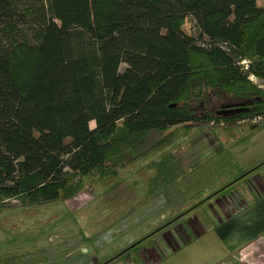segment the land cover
<instances>
[{"label": "trees", "instance_id": "16d2710c", "mask_svg": "<svg viewBox=\"0 0 264 264\" xmlns=\"http://www.w3.org/2000/svg\"><path fill=\"white\" fill-rule=\"evenodd\" d=\"M250 75L264 81V0H0V209L113 180L179 128L250 125L264 109ZM208 91L246 102L196 114ZM157 157L142 201L186 173Z\"/></svg>", "mask_w": 264, "mask_h": 264}, {"label": "rangeland", "instance_id": "374dc122", "mask_svg": "<svg viewBox=\"0 0 264 264\" xmlns=\"http://www.w3.org/2000/svg\"><path fill=\"white\" fill-rule=\"evenodd\" d=\"M182 30L191 35L197 33V26L190 15L185 17ZM251 82L257 83L258 80L252 78ZM245 102L244 99L214 95L208 91L204 100L196 102L194 107L196 114L208 113L219 117L234 112ZM88 125L93 127V122L90 121ZM263 125L264 119L250 121V125L225 128H179L174 131L168 146L137 159L129 168L119 169L113 180L85 177L79 193L67 200L34 207L1 208L0 264H106L122 254L131 255L133 249L130 247L140 239L136 233H141L144 225V220L137 217L142 213L144 203L153 198H165L161 195L162 191L142 201L146 180L154 173V168L148 166L153 159L156 160L161 152H169L171 159L186 166L194 163L190 159L196 157L199 160L201 152L207 153L213 149L211 135L223 134L225 130L253 135L264 132ZM223 148L222 145L214 147ZM195 154V157H190ZM115 183V187L110 188ZM155 205L162 210L167 209L166 200ZM176 208L181 207L177 204ZM132 212L134 217L121 219L119 216ZM131 219L136 221V228Z\"/></svg>", "mask_w": 264, "mask_h": 264}, {"label": "crops", "instance_id": "0c3cea01", "mask_svg": "<svg viewBox=\"0 0 264 264\" xmlns=\"http://www.w3.org/2000/svg\"><path fill=\"white\" fill-rule=\"evenodd\" d=\"M210 141L165 198L144 203L132 254L106 264H264V132L225 130ZM163 200L166 210L155 205Z\"/></svg>", "mask_w": 264, "mask_h": 264}, {"label": "built area", "instance_id": "2783aa9c", "mask_svg": "<svg viewBox=\"0 0 264 264\" xmlns=\"http://www.w3.org/2000/svg\"><path fill=\"white\" fill-rule=\"evenodd\" d=\"M241 63H242V64H245V61H241ZM252 78H255V77H253V76L250 75V76H249V79L251 80ZM262 82H264V81H259V80H258L257 84H258L259 86H261V83H262ZM262 119H264V109H263L262 114H260V115H258V116H256V117L252 118L251 121H252V122H257V121L262 120ZM241 121H243V120H241ZM241 121H239V122H241Z\"/></svg>", "mask_w": 264, "mask_h": 264}]
</instances>
